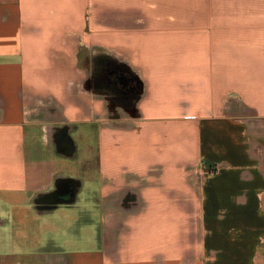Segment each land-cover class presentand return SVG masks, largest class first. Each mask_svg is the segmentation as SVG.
<instances>
[{"label":"crops","instance_id":"crops-1","mask_svg":"<svg viewBox=\"0 0 264 264\" xmlns=\"http://www.w3.org/2000/svg\"><path fill=\"white\" fill-rule=\"evenodd\" d=\"M0 264H264V0H0Z\"/></svg>","mask_w":264,"mask_h":264},{"label":"flooded vegetation","instance_id":"flooded-vegetation-1","mask_svg":"<svg viewBox=\"0 0 264 264\" xmlns=\"http://www.w3.org/2000/svg\"><path fill=\"white\" fill-rule=\"evenodd\" d=\"M95 63L96 59L93 68L95 67ZM98 64L101 71L93 75L94 87L108 91L112 100L120 106L130 103V101L134 99L138 88L137 84L134 82L133 76L127 74V70L123 65L108 57L100 59ZM113 82H116V84L121 83V86L125 85L128 90L123 91L121 90L122 87L118 90L113 87Z\"/></svg>","mask_w":264,"mask_h":264},{"label":"rangeland","instance_id":"rangeland-1","mask_svg":"<svg viewBox=\"0 0 264 264\" xmlns=\"http://www.w3.org/2000/svg\"><path fill=\"white\" fill-rule=\"evenodd\" d=\"M182 30V29H179ZM103 52H97L96 54V63H95V70L94 73H99L101 71V68L99 67L98 61H100V59H103L105 56L102 54ZM108 61V60H106ZM123 84V83H122ZM113 87L117 88L118 90L121 88V83L120 84H116V82H113Z\"/></svg>","mask_w":264,"mask_h":264}]
</instances>
